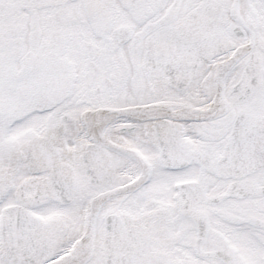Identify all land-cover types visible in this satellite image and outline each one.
Here are the masks:
<instances>
[{
    "label": "snow or ice",
    "instance_id": "obj_1",
    "mask_svg": "<svg viewBox=\"0 0 264 264\" xmlns=\"http://www.w3.org/2000/svg\"><path fill=\"white\" fill-rule=\"evenodd\" d=\"M0 264H264V0H0Z\"/></svg>",
    "mask_w": 264,
    "mask_h": 264
}]
</instances>
